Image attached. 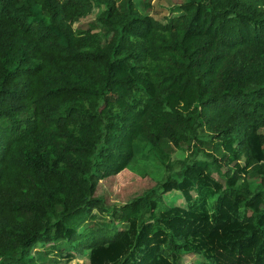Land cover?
<instances>
[{
    "label": "trees",
    "instance_id": "obj_1",
    "mask_svg": "<svg viewBox=\"0 0 264 264\" xmlns=\"http://www.w3.org/2000/svg\"><path fill=\"white\" fill-rule=\"evenodd\" d=\"M179 6L0 0V264H264V0Z\"/></svg>",
    "mask_w": 264,
    "mask_h": 264
},
{
    "label": "rangeland",
    "instance_id": "obj_2",
    "mask_svg": "<svg viewBox=\"0 0 264 264\" xmlns=\"http://www.w3.org/2000/svg\"><path fill=\"white\" fill-rule=\"evenodd\" d=\"M138 6V9L145 13L154 16L156 19L160 20L163 23L171 22L177 16L181 15L183 11L180 8V4L184 3L186 0H135ZM96 13V7L93 8V13L87 18L81 19L78 22L74 23V27H79L81 29H86L88 27V22L93 20ZM95 31H98L102 40L105 39V35L96 28ZM188 152L186 147H183L182 150L176 149L173 152V156L176 158H181L185 156ZM243 161V159L241 160ZM132 175H125L124 173L118 176H113L103 180L96 192L97 195H101L105 198L107 203L111 204H121L126 202L129 198L137 195L142 189L144 180L137 177V179L132 178ZM142 183V184H141ZM140 184V185H139ZM167 202H176L179 205L185 206V201L180 192L171 191L166 195ZM61 256H59V264H88V255L89 252L86 250L83 253L78 252H69L71 256H66L68 250L63 249ZM54 254H52L53 256ZM183 264H192L193 258L191 256L185 255L181 260ZM41 264H50L48 261H40Z\"/></svg>",
    "mask_w": 264,
    "mask_h": 264
}]
</instances>
